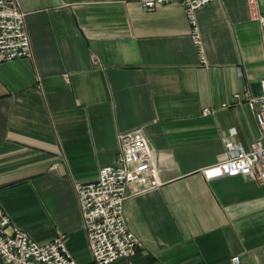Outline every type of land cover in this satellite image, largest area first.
<instances>
[{
  "label": "crops",
  "instance_id": "obj_1",
  "mask_svg": "<svg viewBox=\"0 0 264 264\" xmlns=\"http://www.w3.org/2000/svg\"><path fill=\"white\" fill-rule=\"evenodd\" d=\"M19 2L34 54L0 64V203L13 224L39 243L64 234L91 262L75 182L96 180L120 134L142 128L161 184L125 201L143 246L110 264H264V184L206 172L227 140L249 149L264 136L236 99L259 95L264 78L249 0L201 7L200 44L178 2Z\"/></svg>",
  "mask_w": 264,
  "mask_h": 264
},
{
  "label": "built area",
  "instance_id": "obj_2",
  "mask_svg": "<svg viewBox=\"0 0 264 264\" xmlns=\"http://www.w3.org/2000/svg\"><path fill=\"white\" fill-rule=\"evenodd\" d=\"M146 10L178 2L187 12L194 27V37L201 43L198 10L214 0H139ZM250 13L259 22L264 47V13L259 0H249ZM27 13L19 0H0V64L17 58L33 57V46L26 27ZM202 53V50H201ZM202 60L205 57L202 54ZM261 93L237 94L254 111L264 131V78ZM212 110L206 108L204 114ZM121 150L115 164L100 168L98 178L77 180L78 196L84 227L88 234L93 260L85 264H110L129 258L143 246L142 240L130 229L125 216V201L131 195L157 188L161 182L153 158V149L142 128L120 134ZM56 167L58 164L55 165ZM209 177L240 173L264 184V136L251 143L249 149L226 141V154L218 163L206 168ZM134 186L131 191L129 188ZM235 263L240 256H234ZM0 264H80L70 254L65 235L47 243H39L26 231L13 224L0 203Z\"/></svg>",
  "mask_w": 264,
  "mask_h": 264
}]
</instances>
